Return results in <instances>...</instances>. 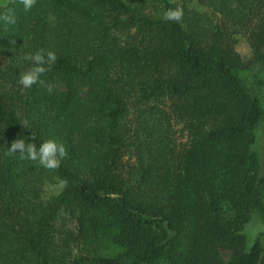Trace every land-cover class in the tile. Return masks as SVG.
Instances as JSON below:
<instances>
[{
	"label": "trees",
	"instance_id": "16d2710c",
	"mask_svg": "<svg viewBox=\"0 0 264 264\" xmlns=\"http://www.w3.org/2000/svg\"><path fill=\"white\" fill-rule=\"evenodd\" d=\"M176 7L182 21H164ZM42 49L57 61L24 88L23 56ZM259 65L264 0H9L0 264H264V232L251 249L246 234L264 223V107L241 75ZM19 139L67 155L49 170L9 152Z\"/></svg>",
	"mask_w": 264,
	"mask_h": 264
},
{
	"label": "clouds",
	"instance_id": "9594fccd",
	"mask_svg": "<svg viewBox=\"0 0 264 264\" xmlns=\"http://www.w3.org/2000/svg\"><path fill=\"white\" fill-rule=\"evenodd\" d=\"M26 9L33 6L34 0H22ZM184 16L182 7L169 8L163 13L162 19L170 22H181ZM5 20L9 24L15 23V19L11 16H6ZM25 61L31 62V67L20 74L18 83L24 88H31L37 83H43L41 77L46 73L52 65L57 61V55L54 51L40 50L35 53H27L23 56ZM52 86H48V91L51 92ZM26 159L38 161L41 166L49 170L59 169L61 161L67 155L66 149L62 144H57L55 141H46L39 147L35 143L26 142L24 139H19L12 143L9 148L11 154L17 153ZM67 186L66 181H60L57 185L47 187L48 191L63 189Z\"/></svg>",
	"mask_w": 264,
	"mask_h": 264
},
{
	"label": "rangeland",
	"instance_id": "374dc122",
	"mask_svg": "<svg viewBox=\"0 0 264 264\" xmlns=\"http://www.w3.org/2000/svg\"><path fill=\"white\" fill-rule=\"evenodd\" d=\"M172 2H188L189 0H171ZM9 3V0H0V7H4ZM237 51L242 56L244 61L248 62L253 57L252 49L250 48L248 39L245 34L237 35ZM242 77L244 78L246 84L254 89H258L260 100L264 107V69L262 66H255L252 69L243 72ZM263 83L262 87H258V83ZM261 163L263 165L264 171V122L259 126L257 130V145L255 147ZM58 189L55 191H49L48 195L56 194ZM69 225L75 228V223L68 221ZM264 232V223L259 216H254L252 222L247 226L246 234L248 236V248L251 249L256 242V239L260 233Z\"/></svg>",
	"mask_w": 264,
	"mask_h": 264
}]
</instances>
